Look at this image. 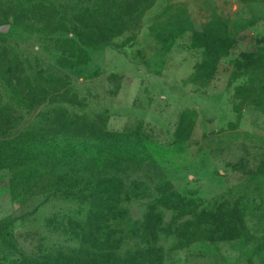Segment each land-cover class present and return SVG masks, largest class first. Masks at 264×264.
I'll return each instance as SVG.
<instances>
[{
    "label": "rangeland",
    "instance_id": "obj_1",
    "mask_svg": "<svg viewBox=\"0 0 264 264\" xmlns=\"http://www.w3.org/2000/svg\"><path fill=\"white\" fill-rule=\"evenodd\" d=\"M125 2L0 0V264H93L98 204L111 263L264 264V0H155L94 45Z\"/></svg>",
    "mask_w": 264,
    "mask_h": 264
},
{
    "label": "trees",
    "instance_id": "obj_2",
    "mask_svg": "<svg viewBox=\"0 0 264 264\" xmlns=\"http://www.w3.org/2000/svg\"><path fill=\"white\" fill-rule=\"evenodd\" d=\"M125 1H126L125 7H123L121 10H115L119 15H117V13L114 10H112L109 12L110 16L105 18V21L110 19V21H112L113 23L107 22L104 24L103 23L104 18H103L101 20H98L95 24L92 23L89 33L85 32V34H88V36L90 37L91 42L95 43L94 45L107 42L110 39L111 35H115V33H117L116 31H114V29L115 28L117 29L119 24L120 26L118 29L120 28L128 29V28H131L133 25H135V23L137 24L140 21L141 16L155 2V0H125ZM80 23L82 24V22H79V25ZM78 29L80 31L82 30L81 27H79ZM76 35L78 36L79 39L82 37L81 32L80 34H76ZM204 45L206 46V44ZM51 124L56 126V129L71 128L75 130L77 134L83 135L84 133L86 134V136L92 133H100L103 136L112 133L111 131L108 130L105 122L99 125L97 122H92L90 119L74 120L72 118L69 119L68 117L66 118L63 117L61 119H57L53 121ZM4 135L5 134H0V136L2 137ZM130 154H132V152H128L124 150H116L110 155L104 156L102 160L106 161V160H110L114 158H121L123 157V155H130ZM66 189L67 190L65 191L67 193L68 192L71 194L74 193L73 189L71 188H66ZM99 191L100 192L104 191V188L95 189L94 191L91 192V194H86L82 190H79L77 192L78 195L76 194L75 196L79 198L80 197L85 198L86 200L87 199L90 200L91 197L92 199L93 198L99 199V194H98ZM92 203L94 204L95 207L97 206L95 202H92ZM98 205L99 207H97L95 211L90 210L92 211V214H90V220L92 224V227L90 228L92 229V232L90 233V235L94 242L92 244L94 245L93 249H91L90 252L88 253L87 251H85V249H80V251H78L79 261L81 259H90V261L93 264H122L119 261L118 263L117 262L111 263L109 261L113 252L115 253V250H113L114 249L113 246H109L108 241L109 239L113 240L115 238L112 237L111 235L109 236V238L106 237L107 234L105 232L109 226L107 225L101 226L102 224H100L99 222V219H101V217H105V215H107L106 213H109V211H112L113 209H115V207L114 206L107 207L106 205H102V204H98ZM76 225L79 227V230H80V231L78 230V232L76 231L77 236L78 237L84 236L86 234L84 230L85 226L81 225V223L79 224L77 223ZM98 243H106L108 246H99Z\"/></svg>",
    "mask_w": 264,
    "mask_h": 264
},
{
    "label": "water",
    "instance_id": "obj_3",
    "mask_svg": "<svg viewBox=\"0 0 264 264\" xmlns=\"http://www.w3.org/2000/svg\"><path fill=\"white\" fill-rule=\"evenodd\" d=\"M9 26V24H6L3 26V29H6Z\"/></svg>",
    "mask_w": 264,
    "mask_h": 264
}]
</instances>
